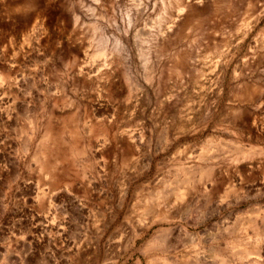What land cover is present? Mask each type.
<instances>
[{
    "label": "rangeland",
    "instance_id": "rangeland-1",
    "mask_svg": "<svg viewBox=\"0 0 264 264\" xmlns=\"http://www.w3.org/2000/svg\"><path fill=\"white\" fill-rule=\"evenodd\" d=\"M0 264H264V0H0Z\"/></svg>",
    "mask_w": 264,
    "mask_h": 264
}]
</instances>
